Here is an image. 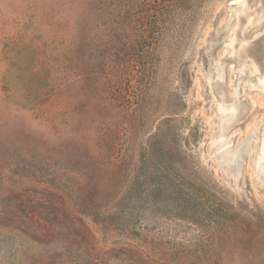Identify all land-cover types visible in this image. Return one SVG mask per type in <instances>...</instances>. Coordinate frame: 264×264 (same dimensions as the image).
<instances>
[{"label":"rangeland","instance_id":"obj_1","mask_svg":"<svg viewBox=\"0 0 264 264\" xmlns=\"http://www.w3.org/2000/svg\"><path fill=\"white\" fill-rule=\"evenodd\" d=\"M259 155L264 0H0V264H264Z\"/></svg>","mask_w":264,"mask_h":264},{"label":"water","instance_id":"obj_2","mask_svg":"<svg viewBox=\"0 0 264 264\" xmlns=\"http://www.w3.org/2000/svg\"><path fill=\"white\" fill-rule=\"evenodd\" d=\"M244 1L245 0H234V2L239 3V4H242ZM262 145H263V142H262ZM261 149H262V147H261ZM262 162H264V159H260V155H259L258 160H257L259 168L261 167Z\"/></svg>","mask_w":264,"mask_h":264}]
</instances>
